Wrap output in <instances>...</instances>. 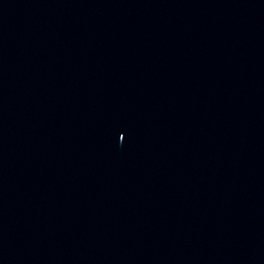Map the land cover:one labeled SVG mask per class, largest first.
Returning <instances> with one entry per match:
<instances>
[{"label":"water","instance_id":"95a60500","mask_svg":"<svg viewBox=\"0 0 264 264\" xmlns=\"http://www.w3.org/2000/svg\"><path fill=\"white\" fill-rule=\"evenodd\" d=\"M0 264H264V0H0Z\"/></svg>","mask_w":264,"mask_h":264}]
</instances>
